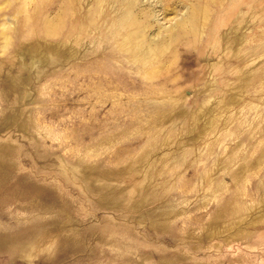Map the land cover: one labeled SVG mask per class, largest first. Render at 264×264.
I'll list each match as a JSON object with an SVG mask.
<instances>
[{
  "label": "rangeland",
  "instance_id": "374dc122",
  "mask_svg": "<svg viewBox=\"0 0 264 264\" xmlns=\"http://www.w3.org/2000/svg\"><path fill=\"white\" fill-rule=\"evenodd\" d=\"M114 3L0 0V264H264V0Z\"/></svg>",
  "mask_w": 264,
  "mask_h": 264
},
{
  "label": "bare ground",
  "instance_id": "6f19581e",
  "mask_svg": "<svg viewBox=\"0 0 264 264\" xmlns=\"http://www.w3.org/2000/svg\"><path fill=\"white\" fill-rule=\"evenodd\" d=\"M99 1H106V0H99ZM111 1H112V0H111ZM133 1H135V0H113V2H115L116 4H118V3L120 4L121 2H122V3H123V2H124V3H127V2L129 3V2H133ZM136 1H137V0H136ZM107 2H108V1H107ZM98 3H99V2H98ZM115 3H114V4H115ZM101 4H103V2H102ZM116 4H115V5H116ZM115 5H114V6H115ZM123 5H124V4H123ZM125 5H126V4H125ZM68 6H69V5H68ZM119 6H120V5H119ZM119 6H118V7H119ZM60 7H61V6H60ZM118 7H117V8H118ZM64 9H66V8H64ZM200 9H201V8H200ZM66 10H67V9H66ZM100 10H101V9H100ZM104 10H105V9H104ZM92 11H93V10H92ZM106 11H107V10H106ZM114 11H117V12H118V9H117V10H114ZM201 11H202V10H201ZM201 11H200V12H201ZM120 12H121V11H120ZM130 12H132V11H130ZM130 12H128V13L131 14ZM200 12H199V13H200ZM203 12H204V11H203ZM118 13H119V12H118ZM120 14H123V11H122ZM135 14H136V13H135ZM123 15H124V14H123ZM188 15H189V13H188ZM138 16H139V15H138ZM138 19H139V18H138L137 16H134V17H133V20H131V22H132V21H133V22H135V21L137 22ZM145 19H146V18H145ZM189 19H190V18H189ZM192 19H193V18H192ZM139 20H141V19H139ZM128 21H129V20H128ZM186 21H187V20H186ZM188 22H189V21H188ZM191 23H193V22H191ZM181 25H182V24H181ZM191 26H192V25H191ZM130 34H131V33H130ZM127 35H128V34H127ZM127 35H126V36H127ZM124 37H125V36H124ZM129 37H131V36H129ZM132 38L134 39L133 36H132ZM137 39H138V38H137ZM140 39H141V38H140ZM129 40H130V38H129ZM135 40H136V39H135ZM128 42H129V41H128ZM147 52H148V51H147Z\"/></svg>",
  "mask_w": 264,
  "mask_h": 264
}]
</instances>
